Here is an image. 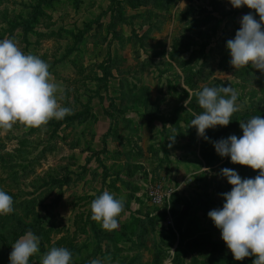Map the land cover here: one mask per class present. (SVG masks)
Listing matches in <instances>:
<instances>
[{
    "label": "rangeland",
    "instance_id": "rangeland-1",
    "mask_svg": "<svg viewBox=\"0 0 264 264\" xmlns=\"http://www.w3.org/2000/svg\"><path fill=\"white\" fill-rule=\"evenodd\" d=\"M34 1L0 2V41L49 65L73 120L0 130V190L14 208L0 215V264L29 230L39 237L29 264L52 247L67 248L72 264H252L233 258L208 213L232 188L221 169L259 174L213 146L241 137L247 114L264 117V74L234 69L226 47L244 15L259 21L255 10L230 0H56L30 22ZM222 85L241 110L206 129V140L189 127L204 111L195 93ZM153 186L166 194L162 205L148 199ZM104 191L124 204L111 231L91 219Z\"/></svg>",
    "mask_w": 264,
    "mask_h": 264
},
{
    "label": "clouds",
    "instance_id": "clouds-1",
    "mask_svg": "<svg viewBox=\"0 0 264 264\" xmlns=\"http://www.w3.org/2000/svg\"><path fill=\"white\" fill-rule=\"evenodd\" d=\"M234 8L247 6L255 10L242 17L241 27L234 39L227 41L230 64L234 69L251 65L264 74V0H230ZM61 86L54 82L49 65L33 54H25L12 39L0 41V130L8 132L17 123L25 128H40L52 120H62L72 109L58 103ZM204 110L193 113L189 127L208 139L206 129L228 126L234 113L241 110L236 103L238 93L230 85L204 87L195 93ZM241 137L235 135L213 142L221 157H230L233 164L259 170L255 178L242 179L233 169L223 168L220 175L227 178L231 191L222 193V208L209 211L208 216L236 261L254 257L252 264H264V117L253 116L240 122ZM175 136L169 140H174ZM171 146V145H170ZM91 219L104 230L118 227L116 219L124 209L122 199L104 191L90 205ZM14 211L13 198L0 190V215ZM9 255L10 264H29V258L39 252V237L31 230L17 239ZM42 264H72V253L64 247H52ZM90 264H103L93 259Z\"/></svg>",
    "mask_w": 264,
    "mask_h": 264
},
{
    "label": "trees",
    "instance_id": "trees-1",
    "mask_svg": "<svg viewBox=\"0 0 264 264\" xmlns=\"http://www.w3.org/2000/svg\"><path fill=\"white\" fill-rule=\"evenodd\" d=\"M3 1L4 0H0V2H3ZM55 1L56 0H35L34 3L31 5V11L28 13L27 20L30 22H38L39 17L40 16L43 17V14H44L43 9L45 7H50L53 4V2H55ZM70 50H73V47H70ZM257 115H259V113L258 114H247V117H252V116H257ZM70 119H72V116L66 115L65 118L62 119L63 120L62 122H66V120H70ZM58 123H60V122H58ZM38 230H39V227H38L37 231ZM49 231H50L49 229H43L42 231H39V233L41 235H43V237L45 238L44 239L45 241L48 240V232Z\"/></svg>",
    "mask_w": 264,
    "mask_h": 264
},
{
    "label": "built area",
    "instance_id": "built-area-1",
    "mask_svg": "<svg viewBox=\"0 0 264 264\" xmlns=\"http://www.w3.org/2000/svg\"><path fill=\"white\" fill-rule=\"evenodd\" d=\"M147 196L152 205L158 206L165 202L166 194L162 191L161 186H153L149 189Z\"/></svg>",
    "mask_w": 264,
    "mask_h": 264
},
{
    "label": "water",
    "instance_id": "water-1",
    "mask_svg": "<svg viewBox=\"0 0 264 264\" xmlns=\"http://www.w3.org/2000/svg\"><path fill=\"white\" fill-rule=\"evenodd\" d=\"M176 208L178 209L179 208V205H176Z\"/></svg>",
    "mask_w": 264,
    "mask_h": 264
}]
</instances>
